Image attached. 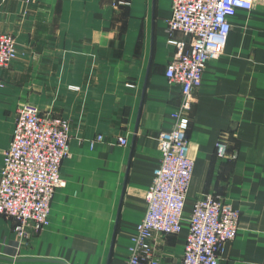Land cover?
Returning <instances> with one entry per match:
<instances>
[{
    "label": "crops",
    "instance_id": "crops-1",
    "mask_svg": "<svg viewBox=\"0 0 264 264\" xmlns=\"http://www.w3.org/2000/svg\"><path fill=\"white\" fill-rule=\"evenodd\" d=\"M171 16L172 0H0V31L18 47L0 68V169L24 104L72 124L67 184L54 194L49 224L24 239L15 219L0 214V264L125 263L160 164L158 136L173 128L183 100L166 76L177 51ZM230 23L224 53L207 62L195 93L194 175L181 232L152 240L159 264L182 263L188 219L206 192L241 211L220 264H264V0ZM174 36L190 44L186 34ZM223 132L227 159L216 155ZM99 134L104 140L92 148Z\"/></svg>",
    "mask_w": 264,
    "mask_h": 264
},
{
    "label": "built area",
    "instance_id": "built-area-1",
    "mask_svg": "<svg viewBox=\"0 0 264 264\" xmlns=\"http://www.w3.org/2000/svg\"><path fill=\"white\" fill-rule=\"evenodd\" d=\"M260 0H172V16L167 20L169 42L176 46L166 76L177 83L183 100L173 113L175 124L158 136L161 151L147 191L148 207L132 238L130 254L124 264H159L153 238L158 234H177L183 226L187 195L195 170L190 155L191 110L196 91L201 87L205 65L222 56L229 33L230 18L239 9L252 10ZM190 38V44L175 38L176 32ZM18 57L15 36L0 31V68ZM130 86H134L130 84ZM73 91L80 86L71 84ZM72 124L69 119L43 113L34 104L18 110L10 147L5 150L0 169V214L16 221L15 232L27 239L49 224L51 204L56 190L66 186L63 161L70 156ZM99 134L90 141L94 148L102 142ZM118 143L126 145V136ZM216 155L231 158L227 132L216 143ZM241 211L214 192L204 193L193 205L189 233L181 264H220L227 242L239 229Z\"/></svg>",
    "mask_w": 264,
    "mask_h": 264
}]
</instances>
